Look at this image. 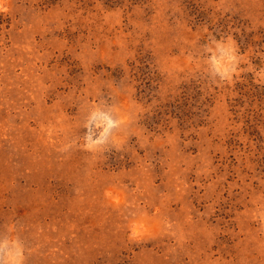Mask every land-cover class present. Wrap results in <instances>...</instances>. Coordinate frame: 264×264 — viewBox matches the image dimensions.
<instances>
[{
  "label": "rangeland",
  "instance_id": "rangeland-1",
  "mask_svg": "<svg viewBox=\"0 0 264 264\" xmlns=\"http://www.w3.org/2000/svg\"><path fill=\"white\" fill-rule=\"evenodd\" d=\"M7 7L0 240L24 264H264V0ZM229 36L217 85L187 58ZM93 102L130 117L121 146L79 147Z\"/></svg>",
  "mask_w": 264,
  "mask_h": 264
},
{
  "label": "clouds",
  "instance_id": "clouds-1",
  "mask_svg": "<svg viewBox=\"0 0 264 264\" xmlns=\"http://www.w3.org/2000/svg\"><path fill=\"white\" fill-rule=\"evenodd\" d=\"M8 10L7 0H0V12ZM187 60L196 63L198 70L203 71L213 83L230 85L234 82V77L240 75L243 57L239 55L235 41L229 36L219 40L211 39L195 57L190 55ZM258 76L264 79V71L258 73ZM129 123L130 117L121 114L119 108L93 102L82 125L85 131L83 143L79 147L93 153L103 151L109 144L119 147L124 141L117 132L125 129ZM54 131L49 129V135ZM74 144L75 142L65 145L63 150H69ZM111 195L106 193V196ZM137 234L134 229L133 235ZM24 252V246L18 239L0 240V264H24Z\"/></svg>",
  "mask_w": 264,
  "mask_h": 264
}]
</instances>
